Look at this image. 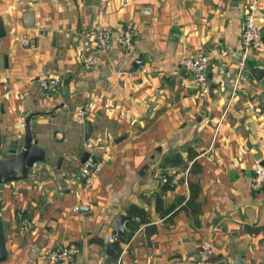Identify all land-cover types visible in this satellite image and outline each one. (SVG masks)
Wrapping results in <instances>:
<instances>
[{"label": "crops", "instance_id": "obj_1", "mask_svg": "<svg viewBox=\"0 0 264 264\" xmlns=\"http://www.w3.org/2000/svg\"><path fill=\"white\" fill-rule=\"evenodd\" d=\"M247 1L0 0V135L7 148L28 121L46 150L26 179L0 185V264H58L48 253L70 243L81 251L67 264H197L204 240L217 247L212 264H264V187H251L264 159V86L254 78L264 68V0L262 43L244 57ZM128 25L137 37L125 51L116 35ZM98 28L111 31L112 46L88 68L87 35ZM199 54L211 59L206 89L184 65ZM49 75L62 77L55 93L39 84ZM79 107L89 112L83 125ZM88 150L104 163L94 179L81 171ZM171 167L182 173L175 185L156 177ZM191 182L199 212L187 205ZM22 210L32 226L20 234ZM123 213L128 238L113 226ZM112 235L116 256L106 248Z\"/></svg>", "mask_w": 264, "mask_h": 264}, {"label": "built area", "instance_id": "obj_2", "mask_svg": "<svg viewBox=\"0 0 264 264\" xmlns=\"http://www.w3.org/2000/svg\"><path fill=\"white\" fill-rule=\"evenodd\" d=\"M85 1V0H81ZM259 10V0H248L244 5L243 14V29L241 33V44L244 52V57L249 55V51L252 48H258L262 43V32L256 22L257 13ZM137 37V30L128 25L119 29L116 35L121 47L126 51L129 50ZM88 41L92 45V51L84 58L85 65L88 68L96 66L99 62V54L105 50H108L112 46V34L109 29L98 28L94 31H90L87 35ZM31 34L24 33L21 35V43L24 47L31 44ZM138 70L142 69L144 61L143 59L136 60ZM211 59L207 54H199L196 57L186 58L184 65L189 70L192 78L196 81L202 89L207 87V71L210 65ZM245 66V60L241 62L240 69L237 75L239 79L240 70ZM63 80L60 75L44 76L40 79L39 84L43 90L49 93L57 92L62 86ZM88 110L83 107H79L75 110V118L79 124H84L88 118ZM20 128L25 130V122H21ZM89 151V150H88ZM90 152V151H89ZM104 163L103 160L97 157L94 153L89 154L86 161L81 165V171L92 179L96 178L101 171ZM256 169L251 180V187L255 190L262 189L264 187V166L261 165V159L256 160ZM188 174V170L184 172ZM183 173V174H184ZM182 173L177 168L159 169L156 173V177L160 178L164 183H170L175 185L179 180ZM79 206L74 207V211H78ZM17 217L20 220V234H23L31 229L32 220L29 214L22 210L18 211ZM110 241L116 240L112 235L109 238ZM81 248L74 243L68 245H59L52 249L48 253L50 261L58 264H67L71 259L80 253ZM217 247L210 240H204L200 243L198 248L197 264H212L213 257L216 254Z\"/></svg>", "mask_w": 264, "mask_h": 264}, {"label": "water", "instance_id": "obj_3", "mask_svg": "<svg viewBox=\"0 0 264 264\" xmlns=\"http://www.w3.org/2000/svg\"><path fill=\"white\" fill-rule=\"evenodd\" d=\"M6 34L3 22L0 21V38ZM222 67L223 65L220 64ZM226 70V69H225ZM229 70V69H228ZM225 74V71L222 72ZM208 78L212 77L211 72L206 73ZM254 78L261 81L264 86V68L255 69ZM215 87L216 85L213 84ZM89 123H86L85 131L89 133ZM5 150V151H3ZM90 152L86 151L83 154L81 161L84 163L88 158ZM46 156V150L41 146L33 143V136L28 125V121L25 123L24 138L13 141L10 146L4 148L3 138L0 135V185L26 179L28 177L30 169L38 161H43ZM261 165L264 166V159L261 161ZM1 204V201H0ZM84 207H80L82 210ZM132 217L128 214H120L113 222V226L117 230L119 237L128 238L130 233L125 226V222L131 220ZM6 227L0 218V263L4 262L8 258V250L6 245ZM115 242H109L107 244V252L112 255H118L115 251ZM213 261H216V257H213ZM230 264H248L247 260L242 256H236L233 258Z\"/></svg>", "mask_w": 264, "mask_h": 264}, {"label": "trees", "instance_id": "obj_4", "mask_svg": "<svg viewBox=\"0 0 264 264\" xmlns=\"http://www.w3.org/2000/svg\"><path fill=\"white\" fill-rule=\"evenodd\" d=\"M177 163H179V162H177ZM190 189H191V196H190V199H189L187 205L192 206V209H193L192 211L199 212V209L197 208V204H195V201H196L197 197L199 196L200 187L196 183L191 182L190 183ZM130 211H131V213H133L132 210H130ZM138 226L139 225H136V227H138Z\"/></svg>", "mask_w": 264, "mask_h": 264}]
</instances>
